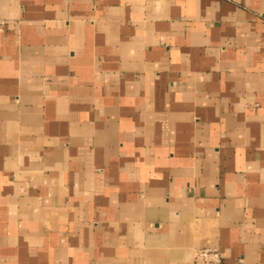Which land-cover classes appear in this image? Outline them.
Wrapping results in <instances>:
<instances>
[{"label": "crops", "instance_id": "obj_1", "mask_svg": "<svg viewBox=\"0 0 264 264\" xmlns=\"http://www.w3.org/2000/svg\"><path fill=\"white\" fill-rule=\"evenodd\" d=\"M0 14V264H264V0Z\"/></svg>", "mask_w": 264, "mask_h": 264}, {"label": "built area", "instance_id": "obj_2", "mask_svg": "<svg viewBox=\"0 0 264 264\" xmlns=\"http://www.w3.org/2000/svg\"><path fill=\"white\" fill-rule=\"evenodd\" d=\"M6 21L0 14V41L5 31ZM192 264H222V258L218 249H197L193 254Z\"/></svg>", "mask_w": 264, "mask_h": 264}]
</instances>
